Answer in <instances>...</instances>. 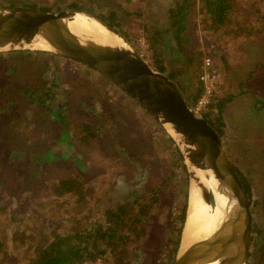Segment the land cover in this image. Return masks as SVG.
Masks as SVG:
<instances>
[{"label":"rangeland","instance_id":"rangeland-1","mask_svg":"<svg viewBox=\"0 0 264 264\" xmlns=\"http://www.w3.org/2000/svg\"><path fill=\"white\" fill-rule=\"evenodd\" d=\"M15 1L53 11L66 8L54 0ZM167 4L168 0H154L152 11L146 15L150 30L166 26ZM233 6L231 24L216 32L204 29L198 7L193 16L196 42L187 44L191 48L201 46L203 55L209 54L218 65L216 94L222 100L219 111L223 129L220 138L250 185L252 231L246 264H264V0H233ZM238 18L243 21L235 29ZM135 24L129 29L136 28ZM158 37L164 55L176 57L172 65L183 68L182 86L197 84L196 74L187 72L183 52L172 42L171 32H162ZM130 44L148 61V42L143 34ZM170 44L175 55L169 53ZM58 59L54 68L57 77L54 70L42 69V60L17 62L7 58L0 66V241L9 253L1 264H28L31 250L58 233L59 219L65 214L60 210L63 203L47 196L52 183L49 179L66 172L80 175L91 185L82 201L97 207L125 203L131 213L149 201L145 197L148 191L159 188L161 205L158 203L148 215L142 214L146 229L137 237L129 233L126 240L132 249L128 264H159L161 257L168 259V254L159 250L173 247L166 241L168 236H175L171 226L176 217L171 208L181 205L184 190L188 197L187 165L184 167V159L169 147L168 137L172 136L131 95L82 62H70L61 56ZM48 76L64 102H47L44 81ZM49 128H53L51 134ZM27 195L39 196L44 204L28 200ZM31 206L38 208L36 213L47 209V214L31 216L26 209ZM49 207L57 210L59 218L51 215ZM17 208L23 213L16 212ZM99 218L105 216L92 218L88 227ZM137 255L139 258H135ZM104 263L100 257L92 264Z\"/></svg>","mask_w":264,"mask_h":264},{"label":"trees","instance_id":"trees-1","mask_svg":"<svg viewBox=\"0 0 264 264\" xmlns=\"http://www.w3.org/2000/svg\"><path fill=\"white\" fill-rule=\"evenodd\" d=\"M54 2L56 4L60 3L59 7L87 10L99 16L122 33L127 40L133 44L138 35L143 34L148 42V47L146 48V56L148 57L147 63L152 68L164 72L174 81L188 105H191L203 90L202 81L199 80V70L205 50L199 45L191 48L187 44L188 42H196L194 36L196 34V26L193 20L196 9L198 10L199 7V14L205 21L203 25L204 29L210 28L212 30L211 32H216L223 26H229L231 24V18L234 17L233 0H168L166 26L162 29L153 28L150 30L146 15L152 11L154 0H54ZM5 4L51 10L47 7H40L23 1L11 0L10 3ZM242 21V18H238L237 22L233 25L234 28H240L239 24ZM134 23H136L134 25L136 28L133 27L129 29V26H132ZM166 31L171 32L172 42H174V46L177 50L183 52L187 72L190 75H193V73L196 74L194 76H196L197 84L185 87L182 86L180 73L183 72V68L172 65L176 57L169 58V56L164 55L165 51L162 48V41L161 38L158 37L160 33ZM169 49L170 54H172V52L174 55L176 54L175 51H171L173 49L171 44L169 45ZM59 56L61 55L54 52H43L40 50H11L6 53L0 52V66L4 65V61L7 58L16 60L17 62L42 60L44 62L42 69L46 72L56 68L55 65L60 62L58 59ZM61 57H64L70 62H79L69 57ZM221 59L225 60L224 56H222ZM64 65L66 68L67 63ZM214 66L216 67L218 65L214 62ZM93 73L106 80L103 75L99 74L94 69ZM60 75H65L63 70L60 72ZM54 76L57 77L56 70H54ZM50 78L51 77L48 76L47 80L44 81V84L48 87L45 93L48 100L47 102H64L58 97L56 85H53ZM106 81L114 84L109 80ZM221 106L222 100H219L217 94H215L212 97L208 109L202 113L215 128L219 136L223 133L221 113L219 111ZM214 108H216L217 112ZM81 131V128L77 129V132L81 133ZM77 137H79V135ZM168 139L170 140L169 147L173 148L178 156L183 159L174 139L170 136ZM47 157H49L48 154ZM183 166L185 167V162H183ZM233 166L250 199V185L248 180H246L244 174L234 163ZM185 174L184 181L186 184ZM55 175L49 179L52 183L49 185L48 189L50 194L47 196L52 197L51 201L53 202H56L58 199L60 205L63 203V205L60 206V210L62 214H65V218L59 219V224L62 228H58L62 233L58 231V233L51 236L50 239L43 240L36 248H33L31 250L33 254L28 264H92L100 257L105 259L104 264L108 261L109 264H128L132 258V249L130 245L126 243V240L129 237V233L132 235L134 232L136 233L135 237H137L142 235L146 229V223L143 221L142 214L148 215L158 203H161L162 195L159 192V188L148 191L145 197H149V201L145 203L144 207L142 204H139L135 212L131 213V207L125 203L97 207L86 201H82L84 197L87 196V191L91 186L87 180L83 179L80 175L68 172ZM184 192V200L181 202V205H175L174 208H171L176 217L172 221L171 226V231L174 232L175 236H168L166 241L172 242L173 247L166 246L165 248L163 247L162 250H159L160 253H164L165 255L166 253L168 254V259L161 257L159 264H171L179 241L181 229L183 231L185 226L188 197L186 198V190H184ZM27 197L28 200L42 201L38 198L39 196L33 195V197H31L27 195ZM140 200H142V198H140ZM42 202L44 204V201ZM37 206L42 207L43 205ZM26 209L31 216H37V214H42V216H44L43 214H47V209L39 213L35 212L38 208H32V206ZM51 209L53 208L49 207L50 211ZM16 212L23 213L20 208H17ZM51 213V215H58L57 210L51 211ZM101 215L102 217L105 216V218L97 219L94 225L88 227V221L90 222L92 218L96 219V217ZM23 217L25 216L23 215ZM49 221L51 222L50 219ZM128 222L129 226H127ZM253 225L257 228L255 222ZM47 233L49 234V232ZM43 237H45V233ZM158 246L159 245L156 246L157 250ZM8 256L9 253L5 248V244L0 241V264L3 263ZM135 258H139V256L137 255Z\"/></svg>","mask_w":264,"mask_h":264},{"label":"water","instance_id":"water-1","mask_svg":"<svg viewBox=\"0 0 264 264\" xmlns=\"http://www.w3.org/2000/svg\"><path fill=\"white\" fill-rule=\"evenodd\" d=\"M80 17L116 39L95 37L74 22ZM25 49L78 60L123 89L174 138L187 165L189 186L196 184L203 201L216 205L217 196L224 197L221 218L210 234L181 248V229L171 264H197L209 246L215 248L218 264L247 263L252 231L247 191L215 128L193 112L172 79L152 68L122 33L87 10L0 4V52ZM210 179L216 194L203 181Z\"/></svg>","mask_w":264,"mask_h":264},{"label":"bare ground","instance_id":"bare-ground-1","mask_svg":"<svg viewBox=\"0 0 264 264\" xmlns=\"http://www.w3.org/2000/svg\"><path fill=\"white\" fill-rule=\"evenodd\" d=\"M74 22L93 33V35L97 38L101 37L111 41L116 39L114 35L109 34L107 30L93 21L80 17L76 18ZM167 126L170 128L169 124H167ZM203 181L209 186V189L215 193V181L213 179ZM198 190L199 189L196 187L195 183H192V186L190 185L188 190V216L182 231L180 243L181 248H185L194 240L210 234L221 218L220 205L224 203V197L217 196L216 205H212L203 201ZM204 255V259L199 261L197 264H218L219 257L214 247H207Z\"/></svg>","mask_w":264,"mask_h":264},{"label":"built area","instance_id":"built-area-1","mask_svg":"<svg viewBox=\"0 0 264 264\" xmlns=\"http://www.w3.org/2000/svg\"><path fill=\"white\" fill-rule=\"evenodd\" d=\"M199 80L202 81L203 90L190 105V108L195 114L203 115L202 113L208 109L212 97L218 92V71L209 54L203 55L199 70Z\"/></svg>","mask_w":264,"mask_h":264},{"label":"flooded vegetation","instance_id":"flooded-vegetation-1","mask_svg":"<svg viewBox=\"0 0 264 264\" xmlns=\"http://www.w3.org/2000/svg\"><path fill=\"white\" fill-rule=\"evenodd\" d=\"M38 123H40V122H38ZM43 125H44V123H43ZM49 134H51L50 132H52V130H53V128H49ZM28 131H30V129L28 130ZM27 131V132H28ZM38 135V134H37ZM39 136V135H38ZM26 137H28V140H32L29 136H28V134L26 133ZM4 145V144H3ZM30 152H34V151H32V150H30ZM65 157H66V155L65 154H63V157L62 158H64L65 159ZM68 159V158H67ZM59 161H64L63 159H61V160H59ZM59 161H56V162H59Z\"/></svg>","mask_w":264,"mask_h":264},{"label":"clouds","instance_id":"clouds-1","mask_svg":"<svg viewBox=\"0 0 264 264\" xmlns=\"http://www.w3.org/2000/svg\"><path fill=\"white\" fill-rule=\"evenodd\" d=\"M190 106V105H189Z\"/></svg>","mask_w":264,"mask_h":264}]
</instances>
